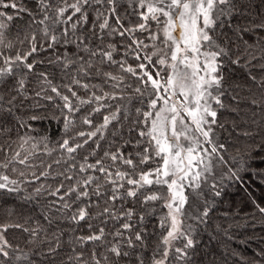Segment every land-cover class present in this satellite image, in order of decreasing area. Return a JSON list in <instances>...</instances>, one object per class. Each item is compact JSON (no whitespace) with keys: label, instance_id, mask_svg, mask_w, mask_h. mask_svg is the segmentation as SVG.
I'll use <instances>...</instances> for the list:
<instances>
[{"label":"snow or ice","instance_id":"obj_1","mask_svg":"<svg viewBox=\"0 0 264 264\" xmlns=\"http://www.w3.org/2000/svg\"><path fill=\"white\" fill-rule=\"evenodd\" d=\"M0 264H264V0H0Z\"/></svg>","mask_w":264,"mask_h":264},{"label":"trees","instance_id":"obj_2","mask_svg":"<svg viewBox=\"0 0 264 264\" xmlns=\"http://www.w3.org/2000/svg\"><path fill=\"white\" fill-rule=\"evenodd\" d=\"M53 136L55 135V131L53 130L51 133ZM228 196L225 198L226 203L223 205L224 208H228L230 204L235 206L236 211H248L247 208H245V205L243 203L245 197L243 193H237L234 189L229 188L228 189ZM258 194V193H257ZM10 210V209H9ZM257 228H259V225H257ZM202 243H205L202 241Z\"/></svg>","mask_w":264,"mask_h":264}]
</instances>
